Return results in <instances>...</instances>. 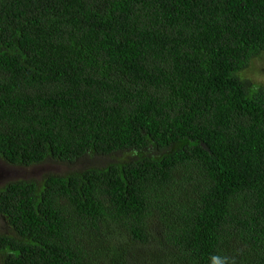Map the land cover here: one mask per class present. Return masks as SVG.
<instances>
[{
    "label": "trees",
    "instance_id": "obj_1",
    "mask_svg": "<svg viewBox=\"0 0 264 264\" xmlns=\"http://www.w3.org/2000/svg\"><path fill=\"white\" fill-rule=\"evenodd\" d=\"M264 0H0L1 264H264ZM54 171V170H53Z\"/></svg>",
    "mask_w": 264,
    "mask_h": 264
},
{
    "label": "rangeland",
    "instance_id": "obj_2",
    "mask_svg": "<svg viewBox=\"0 0 264 264\" xmlns=\"http://www.w3.org/2000/svg\"><path fill=\"white\" fill-rule=\"evenodd\" d=\"M242 77L250 80L254 84L264 85V58H259L251 61L248 69L243 71ZM61 173L63 170L62 167L55 166H40L30 169H19V168H10L4 163L0 162V186L4 185L9 181H14L16 179H28L36 178L45 172ZM54 170V171H53ZM2 228V221L0 220V229ZM1 264V262H0Z\"/></svg>",
    "mask_w": 264,
    "mask_h": 264
},
{
    "label": "clouds",
    "instance_id": "obj_3",
    "mask_svg": "<svg viewBox=\"0 0 264 264\" xmlns=\"http://www.w3.org/2000/svg\"><path fill=\"white\" fill-rule=\"evenodd\" d=\"M214 264H229L226 257H217L214 260Z\"/></svg>",
    "mask_w": 264,
    "mask_h": 264
}]
</instances>
